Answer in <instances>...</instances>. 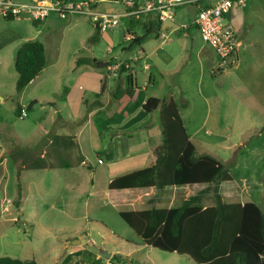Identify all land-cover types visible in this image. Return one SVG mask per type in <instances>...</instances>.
I'll return each instance as SVG.
<instances>
[{
    "label": "rangeland",
    "instance_id": "1",
    "mask_svg": "<svg viewBox=\"0 0 264 264\" xmlns=\"http://www.w3.org/2000/svg\"><path fill=\"white\" fill-rule=\"evenodd\" d=\"M101 7L111 12L120 8L121 3L120 0L117 3L109 0L101 2ZM124 25L122 20L119 26L103 33V41L93 44L88 40L94 34L93 21L87 15L68 19L52 15L39 25L29 18L0 19V256L34 258L39 264H198L187 255L143 243L120 216V211L178 205L204 186L170 188L152 205L125 202L123 197L130 193L109 191L106 183L109 158L102 147L108 144V133L113 129L99 135L107 123L112 124L113 110L98 109L93 122L81 130L70 122L61 125L56 121L60 112L75 116L82 114L85 107L78 93L74 94L73 102L63 97V76H59L58 71L50 73L52 69L44 74L45 83L27 85L21 92L16 89L19 75L14 51L20 43L28 40L43 42L49 56L60 53L57 63L60 68V65L68 64L75 51L79 56L95 55L98 60L109 57V37L115 32L117 38L123 39ZM194 32L196 46L208 48L201 34ZM254 53L252 57L249 52L240 50V60L234 62L231 69L220 72L216 67L213 71L216 79L227 72L226 84L216 87L217 97L225 107L221 115L222 124L227 127L226 136L217 138L216 132H205L206 128L213 130V126L205 120L207 105L201 96L193 98L192 119L185 121L189 129L202 126V130L194 135L198 153L218 151L217 154L226 159L223 163L236 176L235 183L221 185V193L227 196H224L225 200H249L247 194H250L264 211V132L240 136L241 126L246 124L244 114L240 115L246 107L245 102L258 100L256 112L264 123V69L244 70L248 64L253 68L264 67V48L259 47ZM190 59V68L198 76V61L193 57ZM109 71L112 74V69ZM120 72L121 67L114 76ZM71 76L64 75L66 78ZM96 81L94 73L82 78V83L90 89L87 93L91 99L97 97L94 95ZM188 84L191 85V79ZM36 98L43 102L54 99L57 106L43 103L34 107ZM18 104L21 106L19 116L16 115ZM25 109L27 115H23ZM153 138L157 142L159 135ZM119 142V150L128 149L130 144H140L126 138ZM240 147L242 150L238 151ZM249 172L254 173V178L247 192L240 188V178ZM20 187L23 197L18 207L15 199ZM174 192H178V196L172 195L168 201V194ZM212 203L209 199L205 204ZM83 239L86 242L78 243ZM90 246L111 257L99 255Z\"/></svg>",
    "mask_w": 264,
    "mask_h": 264
},
{
    "label": "crops",
    "instance_id": "2",
    "mask_svg": "<svg viewBox=\"0 0 264 264\" xmlns=\"http://www.w3.org/2000/svg\"><path fill=\"white\" fill-rule=\"evenodd\" d=\"M18 1L32 2L35 0ZM107 1L109 0H96L94 3L96 10L105 11L106 7H101V2ZM110 1L114 3L118 2V0ZM154 1L159 2L161 0ZM140 2L143 3L144 1L140 0ZM120 3L121 7L115 10L117 12L125 9L124 1L120 0ZM207 4L208 2L204 0L199 4H186L178 7L172 19H160L161 24L158 33L144 37L139 42H135V38L145 36L146 24L153 22L159 15L153 12L142 16L140 19L124 16L122 18V20L125 21L123 39L117 38L115 32L109 37V46L111 48L109 57L104 60H98L95 55L79 56V52L75 51L72 53L68 64L60 65V68H58L57 63L60 61V53H56L55 55L51 54L47 66L29 84L33 85L37 82L45 83L44 80L46 78L43 76L48 69H52L50 73L58 71V75L61 77L63 76L61 90H63L62 95L67 101L73 102L74 94H79L80 101L85 107L82 110L83 113L74 116L70 112H60L56 121H60L63 126H65L67 122H70L71 125L78 126L81 130L93 122L94 113L98 109L111 108V110H113L112 124L110 125V122L107 123L104 129L99 132L101 136L104 130L113 129L112 132L108 133V144L102 147L105 149L109 158V163L105 172L107 176V185L118 176L146 166H151V164L155 163L153 150L157 145L163 142V128L159 110L148 112L144 109V104L150 97L163 99L167 96H172L175 99L187 131L194 142V135L202 130V126H192V128L189 129L185 119L187 118L188 121L192 119L190 111L194 107L193 98L201 96L207 105L205 120L208 121V123H212L213 126V130L206 128L205 132L208 134L216 132L213 134L217 138L226 136L225 131L227 127L223 126V115H221L225 107L221 105V100L217 97L218 90L216 87H223L226 84L228 79L227 72L218 79L214 78L213 71L218 66V57L207 44L208 48L205 45L197 47V41L195 40L196 35L194 31L201 34L195 20L200 6L204 7ZM51 16L42 22L47 21ZM224 22L234 31L237 44L235 63L240 60V50L246 53L249 52L253 57L256 49L258 50L259 47L264 48V0H246L245 5H239L235 1L231 11L225 15ZM93 27L95 34L96 30L99 29L96 28L94 22ZM103 33L104 32L100 31L96 42L91 41L94 34L91 35L88 40L93 44L100 43L104 40ZM244 55L245 53H243V56ZM83 57L93 58L106 63L108 62V65L98 68L87 63L78 64V59ZM191 57L198 61V66L200 68L199 72H197L198 76L192 71L193 69L190 68ZM118 64H120V66L126 64V67L121 69L118 76H114L118 74L114 69L112 70V74H110L109 69H112V66ZM252 69L262 71L264 67L256 66L253 68L249 64L246 65V68L244 67V70L247 72ZM93 73L96 75L97 80L94 91V95L97 97L91 99L88 97L89 95L87 93L90 89H87L84 83H82V78L85 75L93 76ZM65 74H72L73 76L66 78L64 77ZM193 76L195 77L193 78ZM189 79H191V85L194 87L188 84ZM118 89H122L124 94L119 99H116L115 92H117ZM35 101L40 104L39 106L43 103L57 106V102L54 99H47V101L43 102L36 98ZM96 101H100V104H94ZM259 104L258 100H251L243 104L246 107L241 110L240 115L244 114L246 124L241 126L240 136L242 138L254 134L257 131H261L260 134L264 132L263 120H261L259 113L256 112V110L259 109ZM34 107L36 106L34 105ZM140 112H145V116H142ZM63 133L65 134V132ZM76 133L77 132H75V136L77 137ZM156 134L159 135V139H157L159 143L153 138ZM122 138L133 140V143L139 141L140 144L138 146L130 144L128 149L119 150L118 144H120L119 140ZM242 138L238 143H240ZM216 143L218 144V142ZM241 150L242 147L238 148V151ZM217 153L218 151H209L208 153H206V151L199 152L200 155L210 154L224 162L223 160L226 159ZM231 174L233 180L226 183L233 184L236 182V176L233 173ZM253 175L254 173L252 172L241 175L240 179L242 183L241 187L240 185L239 187L242 190L247 192L250 191V184L253 182L254 178ZM199 187L201 186H196V188ZM188 189L190 188L188 187ZM109 191H128L130 194L124 196L123 199H125L127 203L133 202L135 204L146 203L147 197L156 195L154 189H123ZM176 193L174 192L172 195L174 196ZM223 195L227 197L225 193H223ZM247 195L249 200H238V202L244 203L246 201H253L261 207L260 203L254 200L255 198L253 195ZM159 199H162L161 196ZM167 200L169 201V199Z\"/></svg>",
    "mask_w": 264,
    "mask_h": 264
},
{
    "label": "trees",
    "instance_id": "3",
    "mask_svg": "<svg viewBox=\"0 0 264 264\" xmlns=\"http://www.w3.org/2000/svg\"><path fill=\"white\" fill-rule=\"evenodd\" d=\"M33 22L36 25L41 23ZM160 24L161 20L157 16L153 22L146 24L145 36L134 41L139 42L144 37L158 33ZM99 34L100 31L96 30L91 41L96 42ZM47 52L41 41L28 40L22 43L15 58L19 75L16 85L18 92L47 66L51 58ZM77 63L94 67L108 65V62L89 57L79 58ZM125 67L122 65L121 69ZM123 94L124 91L118 89L115 98L119 99ZM94 104H100V101ZM144 109L160 112L163 142L153 150L155 163L116 177L109 183V190L154 189L156 195L146 200L147 204L152 205L170 188H193L199 185L204 188L178 205L120 211V216L146 245L187 255L198 264H264L263 209L253 201L242 203L225 200L221 185L233 180L230 170L213 155L198 153L172 96L163 99L150 97ZM20 111L21 106L18 104L17 116ZM171 196L168 194L167 199ZM22 197L20 187L15 199L18 207ZM209 199L213 203L206 205ZM0 264L39 263L34 258L20 259L4 255L0 256Z\"/></svg>",
    "mask_w": 264,
    "mask_h": 264
},
{
    "label": "built area",
    "instance_id": "4",
    "mask_svg": "<svg viewBox=\"0 0 264 264\" xmlns=\"http://www.w3.org/2000/svg\"><path fill=\"white\" fill-rule=\"evenodd\" d=\"M96 0L78 2L74 0H35L23 2L18 0H0V19L29 18L32 21L42 22L51 15L61 19L71 17L91 16L97 29L102 32L120 25L124 16L140 19L142 16L157 13L160 19H172L178 7L186 4H199L204 0H123V11H98L94 6ZM207 7L200 6L195 23L198 25L203 40L218 57L217 70H229L235 62L237 44L234 31L224 22L225 15L231 11L235 1L245 5L246 0H205ZM118 72L120 64L112 66ZM27 115V110H23ZM102 160L99 159V163ZM86 163V162H84Z\"/></svg>",
    "mask_w": 264,
    "mask_h": 264
},
{
    "label": "water",
    "instance_id": "5",
    "mask_svg": "<svg viewBox=\"0 0 264 264\" xmlns=\"http://www.w3.org/2000/svg\"><path fill=\"white\" fill-rule=\"evenodd\" d=\"M22 43H23V42H22ZM22 43H20V44L16 47V49H15V51H14V57H15V58H16L17 55H18V51H19L20 46L22 45ZM39 105H40L39 103H36V104H35V106H39ZM81 242H86V240L83 239V240L80 241V242L78 241V243H81ZM90 249L94 250V252L98 253V254L101 255V256L111 257V255H107L105 251H103V250H101V249H99V248H97V247L90 246Z\"/></svg>",
    "mask_w": 264,
    "mask_h": 264
}]
</instances>
